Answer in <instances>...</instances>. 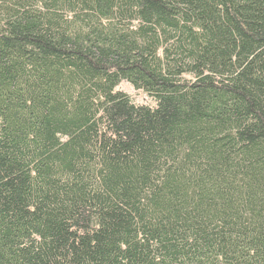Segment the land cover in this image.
Segmentation results:
<instances>
[{"label": "trees", "instance_id": "1", "mask_svg": "<svg viewBox=\"0 0 264 264\" xmlns=\"http://www.w3.org/2000/svg\"><path fill=\"white\" fill-rule=\"evenodd\" d=\"M0 264H264V0H0Z\"/></svg>", "mask_w": 264, "mask_h": 264}, {"label": "rangeland", "instance_id": "2", "mask_svg": "<svg viewBox=\"0 0 264 264\" xmlns=\"http://www.w3.org/2000/svg\"><path fill=\"white\" fill-rule=\"evenodd\" d=\"M117 90L125 92L128 95H130V97L133 99V101L136 104L154 105V101L148 94H146L143 91L135 90L133 86L126 81H122L120 85L117 87Z\"/></svg>", "mask_w": 264, "mask_h": 264}]
</instances>
